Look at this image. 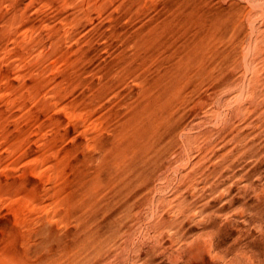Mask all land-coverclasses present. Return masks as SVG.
<instances>
[{"label":"rangeland","instance_id":"1","mask_svg":"<svg viewBox=\"0 0 264 264\" xmlns=\"http://www.w3.org/2000/svg\"><path fill=\"white\" fill-rule=\"evenodd\" d=\"M47 230L57 264H260L264 0H0V263Z\"/></svg>","mask_w":264,"mask_h":264},{"label":"bare ground","instance_id":"2","mask_svg":"<svg viewBox=\"0 0 264 264\" xmlns=\"http://www.w3.org/2000/svg\"><path fill=\"white\" fill-rule=\"evenodd\" d=\"M48 216V215H47ZM40 217H41V215H40ZM32 222V221H31ZM28 223V222H27ZM33 223V222H32ZM34 224V223H33ZM43 225V224H42ZM52 228V227H51ZM53 229V228H52ZM35 232H37V231H35ZM53 232V231H52ZM52 232H50V230H47V231H43V232H37V237H36V241L34 242V247H33V252H32V254L30 253V251H29V253L31 254V256H33L34 255V257L37 259V260H35V262H34V264H57V262H58V260L61 258V255H62V246H61V243H63V242H61V238L57 235V234H53ZM40 233V234H39ZM35 234V233H34ZM63 247H64V245H63ZM236 248V247H235ZM235 248L233 249H231V250H234V251H239V249H236L235 250ZM197 249V248H196ZM256 249V248H255ZM27 251V252H28ZM253 252V251H252ZM261 252H263V251H261ZM29 253H27V254H29ZM195 253V252H194ZM232 253H233V251H232ZM236 253H238V252H236ZM240 253V252H239ZM26 254V255H27ZM29 254V255H30ZM37 254H38V256H37ZM196 254H199V253H196ZM242 254V253H241ZM25 255V256H26ZM191 255H192V253H191ZM194 255V254H193ZM192 255V256H193ZM201 255V254H200ZM217 255H219V254H217ZM235 255V254H234ZM5 256V255H4ZM4 256H2V257H4ZM9 257H11L10 255H8ZM196 256H198V255H196ZM202 256V255H201ZM216 256V255H215ZM219 256H221V255H219ZM236 256V255H235ZM235 256H232V257H234L235 258ZM241 256H243V255H241ZM258 256H260V255H258ZM9 257H5V258H7V260H9L8 258ZM231 257V258H232ZM245 257V256H244ZM262 257V256H261ZM12 258V257H11ZM222 258V257H221ZM220 258V260H222ZM233 258V259H234ZM237 258V257H236ZM248 258V257H247ZM260 258V257H259ZM28 259V258H27ZM216 259H219V257L217 258V256H216ZM233 259H231V260H233ZM238 259V258H237ZM239 259H241V258H239ZM249 259V258H248ZM4 260V259H3ZM3 260L1 261V263L0 264H6L5 263V261L3 262ZM230 260V259H229ZM234 260H236V259H234ZM234 260H233V264H234ZM246 260V259H245ZM245 260H244V258H243V261L245 262ZM237 261H241V260H237ZM8 262H10V261H8ZM26 262V261H25ZM29 262H30V260H29ZM220 262H222V261H220ZM219 262V263H220ZM259 262V261H258ZM28 263V262H27ZM60 264H61V262H59ZM228 263H229V261H228ZM237 263V262H236ZM250 263H252V262H250ZM28 264H30V263H28ZM225 264V263H224ZM260 264H264V259L263 260H261V262H260Z\"/></svg>","mask_w":264,"mask_h":264}]
</instances>
